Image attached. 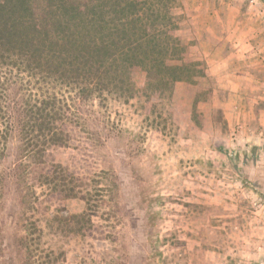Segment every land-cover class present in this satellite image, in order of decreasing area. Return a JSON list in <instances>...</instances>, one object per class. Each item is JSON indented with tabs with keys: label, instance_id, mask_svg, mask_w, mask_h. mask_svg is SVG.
I'll return each instance as SVG.
<instances>
[{
	"label": "rangeland",
	"instance_id": "rangeland-1",
	"mask_svg": "<svg viewBox=\"0 0 264 264\" xmlns=\"http://www.w3.org/2000/svg\"><path fill=\"white\" fill-rule=\"evenodd\" d=\"M173 14L205 76L109 99L125 131L100 159L50 151L90 201L30 196L32 181L6 179L17 141L0 144V264H264V0H176Z\"/></svg>",
	"mask_w": 264,
	"mask_h": 264
},
{
	"label": "trees",
	"instance_id": "trees-1",
	"mask_svg": "<svg viewBox=\"0 0 264 264\" xmlns=\"http://www.w3.org/2000/svg\"><path fill=\"white\" fill-rule=\"evenodd\" d=\"M175 2L0 0V144L17 141L6 179L32 181L28 194L38 184L51 196L89 200L83 175L50 151L71 148L75 157L100 159L110 131H125L103 112L109 99L160 98L178 80L205 76L203 62L176 32ZM200 89L196 99L209 95ZM89 206L93 213L100 207ZM30 234L20 236L22 245Z\"/></svg>",
	"mask_w": 264,
	"mask_h": 264
}]
</instances>
